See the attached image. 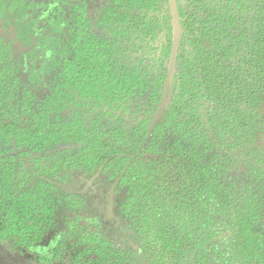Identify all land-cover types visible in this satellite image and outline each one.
<instances>
[{
    "label": "flooded vegetation",
    "instance_id": "af4514ba",
    "mask_svg": "<svg viewBox=\"0 0 264 264\" xmlns=\"http://www.w3.org/2000/svg\"><path fill=\"white\" fill-rule=\"evenodd\" d=\"M176 1L182 32L170 99L172 103L182 82L198 85L200 98L194 106L204 114L208 103L204 87L227 81L224 71L235 51L236 27L256 28L263 23L264 0ZM107 2L86 0L87 13L77 15L67 0H2L0 225L6 220L20 228L30 223L33 232L31 242L0 238V248L20 252L18 264H42L43 259L58 262L79 250L85 237L101 239L119 251L131 247L136 253L134 264H155L160 258L145 254L146 241L154 243L155 238V168L151 189L140 193L152 192V208L138 207L140 201L134 204V228L125 217L131 188L124 180L131 168L132 177L139 172L138 156L151 138L154 128L146 138L147 125L158 102L153 96L124 92L122 83L115 94H107L102 87L98 95L92 93V86L107 83L108 68L118 71L123 63L139 68L140 55L148 57L149 67L154 68V56L145 42L140 47L136 19L121 24L114 21L118 19L114 15H101ZM197 45L205 51L202 55L195 54ZM190 66L197 69L198 81L183 78ZM204 69H217L218 73L213 80H204ZM227 71L231 76V68ZM92 77L97 81L92 82ZM149 103L153 110L139 144L137 134ZM171 120L164 115L159 119L162 138L168 137L170 143L180 135ZM156 143V147L168 149L166 142ZM213 145L218 147V143ZM146 156L155 167L156 153L150 151ZM133 188L140 191L138 186ZM1 208L12 217L8 219ZM199 208L191 207L189 212L202 215ZM201 221L199 216V224ZM195 243L203 246L201 235ZM186 258L171 253L163 256L166 264H174L176 259L183 264ZM202 261L199 256L197 263Z\"/></svg>",
    "mask_w": 264,
    "mask_h": 264
},
{
    "label": "trees",
    "instance_id": "16d2710c",
    "mask_svg": "<svg viewBox=\"0 0 264 264\" xmlns=\"http://www.w3.org/2000/svg\"><path fill=\"white\" fill-rule=\"evenodd\" d=\"M67 1L77 15L87 13L86 0ZM100 1L104 0H92L93 3ZM1 5L2 0L0 8ZM100 13L118 17L114 21L121 24L130 21L131 17L138 21L140 47L145 42V47L153 52L154 68L149 67L148 57L140 55L139 68H130L126 63L118 71L108 68L111 76L107 83L92 86V93L98 95L102 87L107 94H115L122 83L124 92H133L140 97L153 96L152 100L157 103L170 49L167 0H108ZM234 44L231 63L224 71L227 81L222 85L207 84L204 87L203 94L208 100L206 113H201L199 106H194L200 98L198 85L189 86L182 82L176 88L172 103L170 99L162 114L175 122V131L180 134L178 139L170 143L168 137L162 138V125L158 122L138 156L139 172L136 171L132 177L131 168L124 177L131 188L127 196L129 211L125 217L134 228V211L131 209L134 204L140 201L138 207L152 208L149 204L152 192L140 193L149 187L151 189L150 177L155 168V238L154 243H145L146 255H152L151 259L160 255L155 264L168 263L163 256L170 253L187 256L183 264H201L197 263L199 256L203 257L202 264H230V256L231 264H264V22L256 28L252 25L237 26ZM195 48L196 55L205 52L199 45ZM209 52L210 56L212 52ZM230 68L231 76L227 71ZM184 71L186 75L183 78L199 80L196 68L190 66L189 71ZM217 73V69H204L201 76L204 80H213ZM91 80L96 79L92 77ZM152 110L149 103L137 134L139 144L144 138ZM170 135L173 139L174 129ZM153 139L166 142L168 149L156 147ZM213 142L218 143V147ZM150 151L155 152L158 158L155 167L147 162L146 155ZM143 158L146 163L142 162ZM161 158L169 160L168 163L159 162ZM135 186L140 191H135ZM196 206L203 210L199 215L202 217L200 224L199 216L189 212ZM1 211L5 210L1 208ZM6 213L8 219L13 215ZM18 226L11 221H3L0 238L12 239L15 243L31 242V224ZM197 235H201L203 246L196 245ZM83 239L84 244L74 254L67 253L58 262L43 259L42 264L135 263L136 253L131 247L119 251L101 239ZM174 264H181L180 259H176Z\"/></svg>",
    "mask_w": 264,
    "mask_h": 264
},
{
    "label": "water",
    "instance_id": "95a60500",
    "mask_svg": "<svg viewBox=\"0 0 264 264\" xmlns=\"http://www.w3.org/2000/svg\"><path fill=\"white\" fill-rule=\"evenodd\" d=\"M167 8L169 14V26H170V49L166 62V72L165 77L162 82L161 87V96L156 104L155 110L149 120L147 125V134L146 138L149 137L150 132L159 122L163 112L167 109L170 103L172 80L175 70V62L178 52L179 40L181 35V26L180 19L178 15L177 1L176 0H167Z\"/></svg>",
    "mask_w": 264,
    "mask_h": 264
},
{
    "label": "rangeland",
    "instance_id": "374dc122",
    "mask_svg": "<svg viewBox=\"0 0 264 264\" xmlns=\"http://www.w3.org/2000/svg\"><path fill=\"white\" fill-rule=\"evenodd\" d=\"M2 248H0V264H18L15 261L20 257V252L18 253L11 251L12 253H9L7 249H5L4 247Z\"/></svg>",
    "mask_w": 264,
    "mask_h": 264
}]
</instances>
